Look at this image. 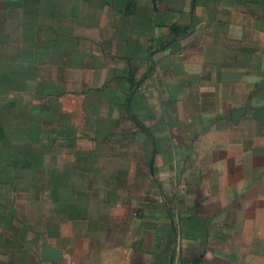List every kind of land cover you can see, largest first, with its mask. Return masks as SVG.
I'll use <instances>...</instances> for the list:
<instances>
[{
	"label": "crops",
	"instance_id": "1",
	"mask_svg": "<svg viewBox=\"0 0 264 264\" xmlns=\"http://www.w3.org/2000/svg\"><path fill=\"white\" fill-rule=\"evenodd\" d=\"M0 264H264V0H0Z\"/></svg>",
	"mask_w": 264,
	"mask_h": 264
}]
</instances>
